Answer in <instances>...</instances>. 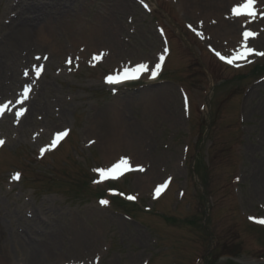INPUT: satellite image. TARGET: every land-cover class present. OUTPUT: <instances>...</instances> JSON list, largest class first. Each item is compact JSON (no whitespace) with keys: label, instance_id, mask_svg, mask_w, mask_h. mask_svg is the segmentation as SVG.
<instances>
[{"label":"rangeland","instance_id":"1","mask_svg":"<svg viewBox=\"0 0 264 264\" xmlns=\"http://www.w3.org/2000/svg\"><path fill=\"white\" fill-rule=\"evenodd\" d=\"M25 1L0 0V54L9 49L13 21L24 19L19 17L23 9L28 19L43 18L45 11L60 18L68 16V22L89 30L90 48L82 55L77 49V54L57 56L49 49L41 50L26 62L22 59L28 54L25 47L18 51L22 56L7 57L5 69H0L1 81L15 71L22 81L28 70L32 75L38 65L45 67L39 79L30 76L12 95L0 94L2 103L18 97L23 86H31L30 102L14 113L27 106L31 110L35 102L44 111L34 112V121L24 129L13 117L7 116L0 124L6 140L0 153V252L8 254L4 264H231L227 261L234 255L239 264L264 262L258 254L262 247L258 237L264 229L250 226L254 217H264V73L252 71L255 65H264V56H256L255 64L235 72L221 66L210 52L213 46L231 54L220 27L240 39L241 30H234L236 23L229 19L235 3ZM215 1V7L203 8ZM41 4L44 11L35 13L32 9ZM26 7L32 8L30 13ZM201 11L204 14H197ZM206 17L216 22L211 27L212 43L195 33ZM103 23L106 32H112L109 36L103 33ZM254 24L264 30V20ZM67 32L63 43L75 41ZM78 34L85 37L81 30ZM251 45L256 52H264V34ZM165 47L171 52L163 78L152 82L146 76L122 88L103 83L104 75L134 64L152 67ZM91 54L103 58H95L96 63ZM220 80L226 83L218 85ZM213 81L207 116L205 99ZM162 94L166 96H162L160 112L164 111L145 116L147 101ZM184 96L191 100L190 116ZM107 110L136 131L143 129L138 141L141 149L134 153L139 158L134 164L146 166L147 171L139 175L142 183L136 184V175H132L115 184L141 197L135 207L103 206L96 198L103 188L93 182L98 177L96 169L104 170L132 154L106 160L97 147L104 144V133L96 128ZM64 128L72 129V136L60 150L41 157L39 147ZM187 146L190 152L185 163ZM202 165L203 176L195 171ZM15 173L21 175L19 181ZM166 177L173 178L170 192L154 202L152 190ZM146 207L151 210L145 211ZM46 243L54 245L45 248ZM30 245H42L50 257H30L26 250ZM238 245L241 252L237 254L234 246Z\"/></svg>","mask_w":264,"mask_h":264},{"label":"bare ground","instance_id":"2","mask_svg":"<svg viewBox=\"0 0 264 264\" xmlns=\"http://www.w3.org/2000/svg\"><path fill=\"white\" fill-rule=\"evenodd\" d=\"M216 1L207 4L203 8L206 9L207 7L211 5L215 7L214 3L216 4ZM231 3H232V0H231ZM26 8L27 9H25V11L30 13L32 8L31 9L28 7ZM65 8H67V6ZM258 8L261 10V14H263L264 12L262 10V1L258 2ZM44 9L45 8L43 4H41L40 8H37V9L33 8L32 10L35 11V13H38V12H43ZM206 13L212 15V12L209 9L206 10ZM66 15H68V13H66ZM23 16H24V19H18L17 21L16 20L13 21L14 22L13 27L15 26V28L12 29L14 32H13L11 39L8 41V44H7L9 49H6L5 51L6 54L5 53L0 54V69L1 70L5 69L4 65L8 61L7 57L10 58L13 55L22 56L21 53L19 55L18 51H20L21 49L25 47L28 50L26 49L24 50H26L28 54L24 55L23 53L24 58L22 57V59L26 60V62L30 61L31 55L33 58V55L35 53L40 54L41 50L49 49L52 56H57V55H62L66 52L74 53L76 52V49L78 51L80 49L82 53H85V51H88V49L90 48L88 46V43H90V39L87 36L90 33L89 30L81 24H73V22H68L67 20L68 16L60 18L61 16H56L52 13L49 14L47 11H45L43 18L42 17L36 18L35 16L32 19H28L25 17L24 9H23V12L19 15V17L22 18ZM57 21L64 22V25L59 26L57 23L55 24V22ZM236 21H238L237 27L239 28L249 26L248 24L251 23L248 18H238V20ZM103 25H104L103 33L105 31L106 36H109L110 33L112 34V32H109V30L108 32H106L107 26L105 23H103ZM63 30L68 31L67 33L68 34L70 33V35H72V38L75 37L74 38L75 41L63 43L64 40H66V31H63ZM79 30L82 31V35H85L83 39H81L82 37H79V34H78ZM86 32L88 33L87 35H86ZM98 35H99V32L96 34V36ZM53 58L55 57H52L51 59L52 61H53ZM22 59H19L20 63L22 62L20 61ZM13 67L17 69L18 65L16 64V66H13ZM13 73H14L13 76H5L2 81L0 80V94L6 93L7 95H12L14 91H16V88L18 87V85L21 83V80H20L21 78H19L18 75L15 74L16 71ZM162 96H166V95L162 94L159 96L158 95L151 96L152 99L148 100L147 103L143 107L144 108L143 113L146 114L145 116H153V117L157 115L159 116L164 111L163 109V111L160 112V109H161L160 107H161V104L163 103ZM38 105L39 104L36 102L33 103L31 105L30 113L22 119L21 124H22L23 129L27 128V126L34 121L33 120L34 112L36 113L44 112L43 110H39ZM158 112L160 113L158 114ZM120 119L121 117L117 115L116 113L112 112L111 110L105 111L99 117V122H98L99 126L96 125L97 126L96 129L97 131L104 133V136L102 138V140H104V144L101 143V145L99 144L97 145V147L101 151H103V153L106 156L108 155L107 157L106 156L104 157L106 160L110 159L108 157H112V156L116 157L119 154L130 152L132 153L130 154V157L128 156L126 157L130 161L137 162L139 158L134 153H137V151L139 153L141 149L140 148L141 145H139V142H140L139 140L143 137L141 133V130L143 131V129L139 127L141 130L136 131V129H133L132 124L130 125L129 123L121 121ZM65 142H63L55 152L60 150V148ZM119 148H124V149H121L118 153ZM128 150H131V151H128ZM2 151H3V148L0 149V153ZM136 179H137L136 184L142 183L140 182L142 181V178L139 175H136ZM170 189L171 187L169 188V190ZM169 190L163 197H166L168 195ZM161 199L162 198H160V200ZM48 245H54V243H51V244L46 243L43 245V247L47 248ZM43 247L42 245H37V246L30 245L29 249L28 248L26 249L23 246L21 248H25L27 252L29 253L28 255L30 257L34 255H39V256L43 255L44 257H48L50 254L48 255L47 254L48 250L47 249L43 250ZM5 252H0V264H4L6 261V258H7L6 255L8 254ZM34 260H37V259H34ZM31 264H35V263H31Z\"/></svg>","mask_w":264,"mask_h":264},{"label":"snow or ice","instance_id":"3","mask_svg":"<svg viewBox=\"0 0 264 264\" xmlns=\"http://www.w3.org/2000/svg\"><path fill=\"white\" fill-rule=\"evenodd\" d=\"M232 11H233V14L236 15V16L245 15V16H248V17H255L256 16L255 0H245V3L243 5H241L238 8H234ZM252 35H254V34L250 33V32H247V31L244 33V36H245L246 39L249 36H252ZM252 54L264 56V52H255V53H253V50L251 48H246L245 53H243L242 55H252ZM216 55L219 56V58L221 60H224L225 62H227L229 64L234 63L233 59L225 58L224 56L220 55V53H216ZM37 59H39V58H37ZM94 59H95V57H94ZM161 59H163V57H161ZM155 67H156V69H159L160 65L157 64ZM146 71H149L148 66L145 65V64H140L132 72H125L124 76H123V80H134V79H137L138 75L140 73L146 72ZM156 74L157 73H156L155 70L151 71V76L152 77H155ZM106 79H107V82H109V83L121 82L120 80H114V78L112 76H108ZM3 110H4V108L0 107V112H3ZM20 114L21 113L18 112L17 116H19ZM63 135H66V133H63V132L58 133L57 136H56V139H54L52 141V144L55 145L58 142V140ZM0 143H3V141H0ZM42 151H44V149H42ZM126 164H127L126 161L121 160L119 163H117L116 165H113V167L108 169V170H98V171L100 172V175L102 177L117 178L116 177V173L119 172V171H122V166H126ZM16 178L18 179V176ZM165 186L166 185L161 184L159 187H157L156 192L159 193L160 190L163 187H165ZM127 198L130 199V200L134 199V197H132V196H128ZM100 203L101 204H107L108 202L105 201V200H102ZM257 222L258 223H264V220H258Z\"/></svg>","mask_w":264,"mask_h":264}]
</instances>
